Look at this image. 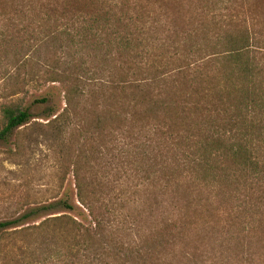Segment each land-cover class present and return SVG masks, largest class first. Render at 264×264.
<instances>
[{"label": "trees", "instance_id": "1", "mask_svg": "<svg viewBox=\"0 0 264 264\" xmlns=\"http://www.w3.org/2000/svg\"><path fill=\"white\" fill-rule=\"evenodd\" d=\"M0 68V143L41 139L57 184L0 264H264V0H0Z\"/></svg>", "mask_w": 264, "mask_h": 264}, {"label": "rangeland", "instance_id": "2", "mask_svg": "<svg viewBox=\"0 0 264 264\" xmlns=\"http://www.w3.org/2000/svg\"><path fill=\"white\" fill-rule=\"evenodd\" d=\"M253 7L251 1L244 5L245 9ZM183 14L187 11L186 7L182 8ZM2 70V68H0ZM2 82L0 81V103L2 102V94L10 95V90L3 93ZM28 97L26 100L27 107L31 108V115L33 121L44 122L42 115L48 111L61 112L64 108L63 92L58 84H47L44 88L34 90L33 88L26 89ZM46 99L45 104H40L39 107H35L32 103L34 101H40ZM33 105V106H32ZM13 139L8 144L0 143V222L13 220L28 210L35 208L37 205H44L52 201L51 193L48 192L53 188H56L54 172L52 168V162L47 157L46 144L39 140L37 145H34V138L31 139L32 144L27 148L28 156L20 161L13 158ZM27 142V139H26ZM64 193L68 195L69 203L75 205L77 209L69 214L71 217H78L82 220V216H86V213L77 205L75 198V191L73 186V180L68 177L63 185ZM62 193V192H61ZM142 195V194H141ZM140 195V196H141ZM139 196V197H140ZM139 197L136 200H139ZM194 199L190 198V202H194ZM133 199V198H132ZM131 199V200H132ZM144 202L143 197L140 198ZM146 207H155L157 203L164 202L162 198L157 201L150 197ZM167 204H161L159 212L167 209ZM184 207L183 203L180 208ZM210 212H213L209 209ZM193 215L191 220L197 224V231L194 232V237L198 238L201 234L200 227L204 221L211 219L210 213L201 212L200 208L195 209L193 205L190 209ZM40 220H36L33 223H37ZM32 222L29 220V223ZM196 242V241H195ZM202 246H199L201 245ZM207 245L206 240L196 244L195 247L205 249Z\"/></svg>", "mask_w": 264, "mask_h": 264}]
</instances>
